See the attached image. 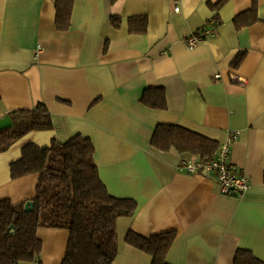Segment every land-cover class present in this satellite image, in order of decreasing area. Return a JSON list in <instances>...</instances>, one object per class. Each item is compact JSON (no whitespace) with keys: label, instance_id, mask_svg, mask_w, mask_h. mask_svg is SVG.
<instances>
[{"label":"crops","instance_id":"1","mask_svg":"<svg viewBox=\"0 0 264 264\" xmlns=\"http://www.w3.org/2000/svg\"><path fill=\"white\" fill-rule=\"evenodd\" d=\"M253 8L255 21L238 28L234 20ZM143 15L146 33L130 34L128 19ZM216 18L213 36L188 49L186 39ZM54 19L51 0H0V130L10 126V113L39 103L53 124L0 153V201L34 198L37 175H9L24 145L81 135L93 144L108 194L137 206L116 220L112 264H150L125 243L129 231L173 233L169 264H233L239 249L264 262V0H74L67 31H57ZM152 87L164 89L165 110L141 103ZM157 125L219 146L237 133L228 161L249 179L247 191L226 197L214 175L180 171L181 160L200 158L154 149ZM36 235L41 264H60L69 232L39 228Z\"/></svg>","mask_w":264,"mask_h":264},{"label":"trees","instance_id":"2","mask_svg":"<svg viewBox=\"0 0 264 264\" xmlns=\"http://www.w3.org/2000/svg\"><path fill=\"white\" fill-rule=\"evenodd\" d=\"M54 5V26L65 32L70 28L74 0H51ZM222 1L219 2L220 5ZM252 13L249 20L242 16ZM256 19L255 8L239 15L238 28ZM114 29L120 18L110 17ZM148 19L135 16L128 19L130 34H145ZM239 55L233 66L242 60ZM141 103L155 110L166 109L164 89L147 88ZM10 126L0 130V153L32 132L53 129L46 106L37 104L32 110H18L9 115ZM151 146L159 151L174 150L200 159H212L219 148L217 142L173 125H157ZM94 147L90 139L76 135L65 142L52 139L48 147L28 143L20 157L9 164L10 179L37 175L35 195L30 212L24 203L13 206L0 201V264H31L40 262L42 243L37 238L39 228L62 229L69 232L65 255L60 264H112L117 252L116 220L130 217L136 203L129 199L111 197L102 184L94 163ZM173 233L142 237L129 231L125 243L151 258L150 264H169L167 254L174 242ZM233 264H264L249 250L239 249Z\"/></svg>","mask_w":264,"mask_h":264},{"label":"built area","instance_id":"3","mask_svg":"<svg viewBox=\"0 0 264 264\" xmlns=\"http://www.w3.org/2000/svg\"><path fill=\"white\" fill-rule=\"evenodd\" d=\"M178 12V8H174ZM219 19H211L198 34H193L186 39L188 49H194L202 43L205 38L212 37L214 31L219 27ZM216 79L219 75L215 76ZM237 133H230L223 143L220 144L212 159H188L181 160L179 170L187 174L205 173L214 175L220 193L226 197H239L244 194L249 187V179L235 167L230 165L229 153L232 143L236 140ZM31 264H39L35 260Z\"/></svg>","mask_w":264,"mask_h":264},{"label":"water","instance_id":"4","mask_svg":"<svg viewBox=\"0 0 264 264\" xmlns=\"http://www.w3.org/2000/svg\"><path fill=\"white\" fill-rule=\"evenodd\" d=\"M32 207H33V202L32 201L25 202V204H24V210L26 212H30L32 210Z\"/></svg>","mask_w":264,"mask_h":264}]
</instances>
